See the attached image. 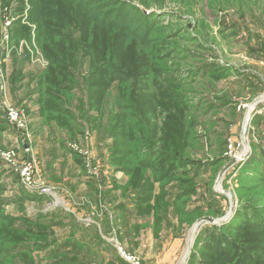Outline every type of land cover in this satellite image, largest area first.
<instances>
[{
  "label": "rangeland",
  "instance_id": "obj_1",
  "mask_svg": "<svg viewBox=\"0 0 264 264\" xmlns=\"http://www.w3.org/2000/svg\"><path fill=\"white\" fill-rule=\"evenodd\" d=\"M263 178L264 0H0V264H264Z\"/></svg>",
  "mask_w": 264,
  "mask_h": 264
},
{
  "label": "built area",
  "instance_id": "obj_2",
  "mask_svg": "<svg viewBox=\"0 0 264 264\" xmlns=\"http://www.w3.org/2000/svg\"><path fill=\"white\" fill-rule=\"evenodd\" d=\"M9 118L10 120L17 125L19 128H25L26 126V120L22 115V112L15 110V109H10L9 110ZM4 160L9 164V165H16L15 164V154L14 152H8L3 155ZM21 179L23 185H25L28 188H32L33 184H36V177H35V163L33 161H26L22 165L21 169ZM45 195L49 193V190L47 188H44L42 190ZM120 252L123 256H126V258L129 260L131 264H140L139 262L136 261L134 257H130L125 255V252L121 249Z\"/></svg>",
  "mask_w": 264,
  "mask_h": 264
},
{
  "label": "trees",
  "instance_id": "obj_3",
  "mask_svg": "<svg viewBox=\"0 0 264 264\" xmlns=\"http://www.w3.org/2000/svg\"><path fill=\"white\" fill-rule=\"evenodd\" d=\"M149 159H153L155 154L153 152H149L148 153ZM147 160V159H146ZM148 160L143 162V163H148ZM254 171H256V173L258 172L257 170L254 169ZM264 179V178H263ZM245 221H246V228H250V227H257V228H264V220H262L257 214H252L249 217H244ZM216 237V236H215ZM219 238V236H218ZM217 241H219V239H216ZM123 263H125V261L121 260ZM128 264V263H125Z\"/></svg>",
  "mask_w": 264,
  "mask_h": 264
}]
</instances>
